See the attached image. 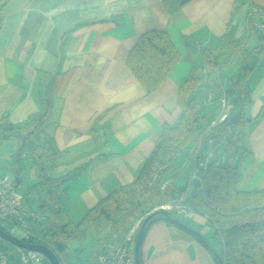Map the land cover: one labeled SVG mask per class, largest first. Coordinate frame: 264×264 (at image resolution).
Wrapping results in <instances>:
<instances>
[{
	"label": "crops",
	"instance_id": "1",
	"mask_svg": "<svg viewBox=\"0 0 264 264\" xmlns=\"http://www.w3.org/2000/svg\"><path fill=\"white\" fill-rule=\"evenodd\" d=\"M2 1L0 121L7 117L19 124L34 116L41 109L45 86L52 82L53 108L44 129L61 152L53 175L86 166L63 187L65 208L74 223L110 193L136 180L163 128L179 122L180 85L199 67L209 87L199 93L205 106L215 103L207 97L227 90L235 76L247 81L253 103L237 190H264V47L255 50L259 41L248 25L251 8L264 9V0H193L176 13L167 10V0ZM151 31L169 35L180 61L165 84L149 94L127 62L139 38ZM208 49L221 56L219 68L205 65ZM209 112L216 119L221 116L220 111ZM197 146L183 150L171 165L174 172L191 165L188 182ZM13 148L0 156L10 172L15 170L16 143ZM1 171L0 177L7 176ZM31 172L28 181L35 183V167ZM175 178L167 174L165 180L172 185ZM37 199L33 193L26 206L38 211ZM170 215L178 223L160 218L149 227L140 249L142 264H219L222 245L207 217L196 212ZM134 227L139 229L140 221L123 239ZM106 231L96 245V259L108 241H119L110 228Z\"/></svg>",
	"mask_w": 264,
	"mask_h": 264
},
{
	"label": "trees",
	"instance_id": "2",
	"mask_svg": "<svg viewBox=\"0 0 264 264\" xmlns=\"http://www.w3.org/2000/svg\"><path fill=\"white\" fill-rule=\"evenodd\" d=\"M191 1L167 0L166 8L176 13ZM4 4L0 0V10ZM248 23L259 41V47L255 50L260 52L264 47V22L249 16ZM220 58L213 56L209 49L204 52L207 67L219 68L222 65ZM179 61V52L169 35L151 31L139 38L127 65L147 93L151 94L165 84ZM201 68L191 71L180 85L182 113L179 122L163 128L154 152L136 180L103 198L77 223L71 221L65 208L63 187L78 178L86 166L62 176L53 175L61 152L44 129L53 108L52 82L45 86L40 97L41 109L34 116L19 124L4 117L0 121V148L6 142L16 143L13 153L16 174L12 182L19 187L25 158H31L39 169V182L29 186L23 192V197L26 202L33 193L38 194L36 211L45 215L47 221L33 224L32 231L36 237H31L27 242L50 247L60 259L71 241H84L92 232L110 228L120 242L133 225L139 221L141 225L148 215L156 213L154 219L163 218L162 211L156 210L158 207L183 199L193 212L207 217L210 227L214 229L222 245L217 257L219 264H264V190H237L247 150L244 139L247 113L253 103L251 92L243 75L235 76L227 90H218L212 102H220L225 96L231 108L223 121L217 122L206 132L218 119L203 109L206 103L199 93L208 91L209 87L200 75ZM210 140L213 141V157L207 168L201 169L196 178L192 175L188 184L181 189H175L169 181L162 191L161 185L167 181V174L174 172L171 166L173 161L183 150L198 143L194 152L195 171L199 162L207 157ZM220 145L224 148L223 156L217 154Z\"/></svg>",
	"mask_w": 264,
	"mask_h": 264
},
{
	"label": "built area",
	"instance_id": "3",
	"mask_svg": "<svg viewBox=\"0 0 264 264\" xmlns=\"http://www.w3.org/2000/svg\"><path fill=\"white\" fill-rule=\"evenodd\" d=\"M249 16L264 18V11L258 7H252ZM256 26L260 27L259 24H256ZM212 97L213 95H209L207 101L211 102L213 100ZM220 102L223 110L217 122L223 121L231 108L225 96H223ZM215 124L216 122H213L208 130H211ZM208 145L210 149L207 157L199 162L198 168L193 174L194 178L198 176L201 169L207 168L213 157V141L210 140ZM168 183L166 181L161 185L162 191L165 190ZM156 210L185 217L193 213V210L184 204L183 199L158 207ZM46 221L45 215L36 210L29 209L25 205L23 195L18 191V187L10 178L0 177V228L2 230L17 239L27 242L31 237H36L32 231L33 224L45 223ZM137 228L134 227L127 237L120 242L108 241L102 253L98 256L96 264H133L136 237L139 230ZM112 238L117 239L115 235ZM45 259V256L39 252L28 251L14 246L12 248H3L0 245V264H45Z\"/></svg>",
	"mask_w": 264,
	"mask_h": 264
},
{
	"label": "rangeland",
	"instance_id": "4",
	"mask_svg": "<svg viewBox=\"0 0 264 264\" xmlns=\"http://www.w3.org/2000/svg\"><path fill=\"white\" fill-rule=\"evenodd\" d=\"M212 99H214V98L212 97ZM220 103L221 102H219L220 110L218 109L219 107H218L216 102L213 104H210L208 106L203 105L204 106L203 109H204V111L215 110V112L217 114H220V112L223 110ZM216 123H217V121H216ZM13 145H15V142L4 143L1 146L2 148L0 149V151H2L0 156H3L4 153H9L11 150H13L14 149ZM186 149H187V151H189L190 147L186 148ZM223 151H224V148H223V146L220 145V147H218V153L217 154L220 156H223V154H224ZM178 159H180V158L177 157V159L174 161L176 162ZM0 162H2V163H0V171H1L2 167L4 168V169H2L3 171H1V174H7V176H2V177H8V178H10L11 181L15 180V174H16L15 170H11V172H10V169H8V163H6V161H3V160H0ZM23 163L26 166V170L24 171V174L21 175V182H20L21 187H20L19 192H25L30 185H35L39 182V179L35 183L28 181V179H31V177H32L31 167H33V168L35 167V170L37 171L38 176H39V169L37 166H35L34 162H32L31 158L23 159ZM190 166L191 165H188V167L185 169V165H184L180 170H177V172L175 171L176 173L174 172L172 174L173 176H176V178H175L176 181L173 182V184H172L173 187H179V186L184 187L188 184L187 180L190 178V176H189ZM26 204H27V202H26ZM71 221H72V219H71ZM72 222H74V221H72ZM75 223H77V219H75ZM106 234H107L106 230H101L99 232H92L88 236V238L84 241H77V240L71 241L70 243H68L66 251L60 255L61 263L62 264H96L97 259L95 258V248H96V245H98L99 240L102 237L104 238L106 236ZM0 245L3 248H12V246H10L9 244H7L6 242L1 241V240H0ZM44 263L49 264V261L47 259H45Z\"/></svg>",
	"mask_w": 264,
	"mask_h": 264
},
{
	"label": "water",
	"instance_id": "5",
	"mask_svg": "<svg viewBox=\"0 0 264 264\" xmlns=\"http://www.w3.org/2000/svg\"><path fill=\"white\" fill-rule=\"evenodd\" d=\"M160 213L163 215V219H165L166 221L172 222V223H178L175 220H173L171 216L167 215L164 211ZM155 214L156 213H152L148 215L140 225V228L138 230V234L136 237L135 257H134L133 264H140V249L146 237L149 227L151 226V224H153L156 221V219H154ZM0 240L14 247H18V248L25 249L28 251L39 252L45 256V258L49 261V264H62L57 254H55V252L50 247L43 245V244H36V243H29V242L22 241L20 239H17L9 235L7 232L2 230L1 228H0Z\"/></svg>",
	"mask_w": 264,
	"mask_h": 264
}]
</instances>
